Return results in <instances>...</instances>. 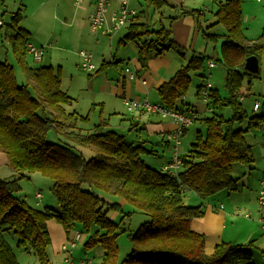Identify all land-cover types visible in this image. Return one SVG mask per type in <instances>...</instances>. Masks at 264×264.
Segmentation results:
<instances>
[{
    "label": "trees",
    "instance_id": "obj_1",
    "mask_svg": "<svg viewBox=\"0 0 264 264\" xmlns=\"http://www.w3.org/2000/svg\"><path fill=\"white\" fill-rule=\"evenodd\" d=\"M147 3L155 10L165 5L164 0ZM182 14L195 18L205 39L216 43L221 40L217 61L226 71L228 96L221 101L217 90L210 88V101L215 108L228 106L232 115L224 118L213 112L197 119L203 123L205 134L202 136L197 131L192 149L182 155L183 168L177 178L148 166L141 156L152 151L108 129L107 120L100 119L92 131L82 130L79 123L88 122V116L66 111L65 106L72 98L61 89L59 69L51 65H28L29 32L19 26L22 14L19 11L13 14L7 23L10 30L0 37L9 43L25 82L18 84L14 67L0 62V152L17 176L0 178V264H20L14 248L4 237L6 231L17 235V248L29 250L39 264H48L47 248L51 243L48 221L52 218L62 225L67 237L80 224L88 234L83 245L85 250L96 246L103 250L99 264H252L251 252L240 244L221 242L212 253L206 254L204 235L191 229L192 218L203 214L202 204L186 205L181 193L187 189L201 200H207L222 189L236 190L239 185L233 176L234 164L254 162L246 134L251 129L263 128L264 112L247 116L240 100V85L244 76L259 75V71L250 73L244 66L249 56H255L260 62L264 27L254 40L244 35L242 0H224L219 4L212 25H222L224 35L205 32L200 25L204 12L183 8ZM126 29L120 43L136 45L141 68L148 66L150 56H160L169 49L184 56L170 27L161 25L154 29L146 19H138ZM206 59L193 54L162 83L157 89L160 104L180 110L178 102H182L190 85V72H204ZM111 63L103 61L98 71ZM203 86V82L197 86L198 96ZM244 120L246 128L236 127ZM52 128L64 137L63 143L46 140ZM76 145L93 149L94 156L88 158L81 151H75ZM34 172L53 181L51 191L58 210L35 208L16 195L18 180ZM84 185L118 197L148 216L136 231L128 232L131 251L123 259L118 258L116 239L126 230H121L108 213L122 212L126 216L130 213H125L115 199L107 200Z\"/></svg>",
    "mask_w": 264,
    "mask_h": 264
},
{
    "label": "rangeland",
    "instance_id": "obj_2",
    "mask_svg": "<svg viewBox=\"0 0 264 264\" xmlns=\"http://www.w3.org/2000/svg\"><path fill=\"white\" fill-rule=\"evenodd\" d=\"M66 1L69 3V7H72L71 0H25L24 4L18 5L16 8L11 6L0 4V9L5 12L3 16H0V20L5 21L3 26H0V34L10 30L7 26L9 19L13 14L19 10L23 16V22L20 26L22 28L33 27L36 28L38 23V16L42 15V24L38 29L34 30V43L36 45L50 41L47 44H51V47L44 49V56L40 65H53L56 69H59L61 74V89L67 92L72 102L65 106L67 112L76 111L82 116H88V122H80L79 125L82 130L92 131V128L97 124L100 119L111 120L112 124L124 123L130 124L133 120V114L139 111L130 113L127 107L122 102L121 97L115 95L106 96V98L100 95V90L105 88L111 81L117 82L120 77L121 68L125 65V61H117V64H109L110 67H106L102 71H98L103 61H110L118 49L116 44L117 41L123 36L125 29H121L113 36H97L96 42L95 35L91 33L90 29H84L78 35L72 34V30L69 24L65 23V19L57 14L56 5L65 4ZM169 3L161 7L160 10H155L153 7L148 6L146 3L144 6L145 13L150 24L154 27H161L160 22H163V26L169 27V17L174 16V7H178L180 2L178 0H167ZM224 0H185L184 5H191L196 10L205 12V19L203 20V26L206 33H214L224 35L226 33L225 28L218 24H214L215 12L217 6L223 3ZM174 6V7H172ZM208 6V8H206ZM74 8V7H72ZM12 9L13 12H12ZM83 7H77L76 10H83ZM182 8H179V10ZM242 28L244 35L249 39H256L262 28L264 27V0L262 2H256V0H242ZM70 22V19L67 20ZM167 23V24H166ZM212 23V24H211ZM211 24V26H210ZM210 26L209 28H206ZM206 28V29H205ZM199 46L203 44L201 56H204L207 62L210 60L214 61L216 67L211 69V77L209 83H211L214 89L217 90L221 101L228 96V90L225 85L226 71L218 59V51L215 50L216 42L205 39L201 34L198 36ZM134 44V43H133ZM124 46L120 47V54ZM80 51L91 52L94 57L95 70L92 72H85L81 67L82 58L80 57ZM135 57L134 52H130L126 49L125 58L133 59ZM105 59V60H104ZM26 61L28 65H35L31 56L26 55ZM0 62H7L14 67V74L18 84L25 82L24 75L11 52V48L7 40L1 39L0 37ZM130 64V63H128ZM112 65V66H111ZM207 67V66H206ZM205 67L203 77H200L198 72H190L191 82L183 96L190 110L194 111L201 117H207L212 115L211 112L207 111V106L213 108L211 98L208 99L207 103L202 99V96H198L197 85L204 81V78L208 77V70ZM240 93L243 97L241 100L242 108L247 116H252L264 112V51L261 53L259 62V75L258 77L244 76L240 85ZM128 99V98H127ZM99 101L106 102V109L103 111L100 105H96L94 110H91L94 103ZM255 101L260 102V109L254 111L253 104ZM156 103V102H152ZM160 103V102H159ZM184 107L183 101L178 102V107ZM114 110L121 111V114H117ZM197 111V112H196ZM118 112V113H119ZM215 113L223 115L224 118H229L232 115V111L228 106H218L215 109ZM157 118H161L156 115H152ZM163 118V117H162ZM147 123L146 119L142 118L140 124L132 125V130L124 131L120 128L115 130L117 133L124 135L125 139L135 145L142 144L145 149L152 151L151 153L145 152L142 154L143 161L150 167L155 169H161L162 162L167 159L169 154L172 152V146L166 147L165 143L162 142L158 134L150 133L149 129L142 128V124ZM238 128H246V120L242 123L236 124ZM109 129V128H108ZM112 130V129H110ZM201 131L202 136L205 134V127L203 123L198 120L191 125L184 137L182 138L181 144L179 145V153L186 155L192 149V143L195 142L197 131ZM114 131V130H113ZM248 143L252 146V152L254 156V162L249 165L234 164L233 176L238 179V188L236 190L222 189L214 196L207 200L213 205L214 209L218 210L217 213L223 214L225 211H229L232 215L225 217V227L231 230V233L242 232V241L239 244L243 249L252 253V261L254 264H264V246L260 248V244L263 243L261 224L259 218L264 221V208L258 205L259 191L262 189L260 181L264 179V129L262 127L251 129L246 134ZM46 140L52 143H63L64 137L56 133L52 128L48 131ZM75 151H81L84 156L91 158L95 152L91 148L75 146ZM153 152H156L155 154ZM17 176L13 168L8 164L6 156L2 153L0 157V178L2 179H15ZM19 190L16 195L21 199H24L31 206L45 210L53 209L58 210V203L51 191L53 181L47 177H44L39 172L28 173L26 177L18 180ZM84 188L90 189L95 193H99L103 197H106L102 192L97 191L94 188H90L87 185ZM41 194V198L38 200L35 198L36 194ZM182 199L186 205H192V199L198 200L194 192H182ZM190 195L193 197L190 198ZM114 201L121 202L122 210L130 214L128 216L123 215L122 212H109L108 215L115 222L119 223L120 229L126 231L120 234L116 243L118 246V258L123 259L131 251V243L127 236L128 232H134L138 227L149 218L148 216L136 210L132 205L124 202L120 198H114ZM113 201V200H112ZM196 205V204H195ZM123 212V213H124ZM246 213H250V218L245 217ZM52 220L53 224L59 228L62 233L63 239L60 236L54 234L51 243L47 248V254L49 263L48 264H63L62 260L65 257V252L61 250V245L68 241V237L72 236L76 232H80L82 239L76 243V247L73 249L71 258L75 261V264H81L83 259H91L92 264H99L101 261V247L96 246L92 249L85 250L84 241L87 239L88 234L84 232L80 224H76L71 232L65 233L62 225ZM232 225V226H231ZM231 226V227H230ZM52 229V228H51ZM63 230V231H62ZM5 239L10 243L16 255H21L23 258V264H39L34 255L29 251H20L16 247L15 242L18 237L13 231H6L4 233ZM71 238V237H70ZM93 249H96L94 253ZM93 251V253H92ZM67 255V254H66ZM69 256V255H68ZM58 261H61L58 263Z\"/></svg>",
    "mask_w": 264,
    "mask_h": 264
},
{
    "label": "crops",
    "instance_id": "obj_3",
    "mask_svg": "<svg viewBox=\"0 0 264 264\" xmlns=\"http://www.w3.org/2000/svg\"><path fill=\"white\" fill-rule=\"evenodd\" d=\"M94 1L95 0H85L79 6V7L85 8L83 10H76L77 6L74 5L72 0H71V5L74 8L69 7V3L67 1L65 4L62 3L61 5H59V4L56 5L57 14H59L60 16H62L65 19V21H64L65 23L69 24V27L72 28V30L70 31L72 34L78 35L80 32H83L84 29L89 28L88 15L91 12ZM164 1H165L166 5L169 3L167 0H164ZM178 1L180 2V5L177 8L172 6V7H174L175 13H174V16L169 17L170 18L169 19L170 20L169 21L170 22L169 27L171 28L172 37H173L174 41H176V43L184 51V56H179L175 49H169L168 51H166L164 54H162L160 56H154V55L150 56V58L148 60V66L146 68H141L140 64L137 61V57H136V53H137L136 45L133 44L132 42H128L127 44L120 43L121 38L126 33V30H127L126 28L128 25L127 24L125 27L121 28L122 30L125 29V32H124L123 36L117 41L116 46L118 49L116 50V53L114 55H112V53H111V56H113L112 59L110 61H105V62H112L111 64L116 65L117 61L122 60V58H124L123 61H125V65L123 66V68H121L119 80L117 82H114V83H113V81H111V83H108L105 88L100 90V95L102 97L106 98V96L115 95L117 97L122 98L123 104H125L124 100L127 98H128L127 100H140V101L147 99L150 103H152V102L159 103L160 100H159V96L157 93L158 87L162 83L168 81L170 79V77H172L173 74L177 71V69H179L182 65L186 64L189 61V59L192 57L193 54H196V55L201 54L200 50H202L203 44H200V46H199L200 40H199L198 36L201 33H200V30L196 26V20L193 16L182 14L183 8L194 9V7L191 6L192 4L190 6L184 5L185 0H178ZM214 1H217V0H214ZM147 2H148V0H130L129 6L136 13V14H134V17L132 18L131 22H134L138 19L139 20L146 19L150 23V19H148L147 14L145 13V10H144V8H145L144 5ZM212 2H213V0H212ZM256 2H258V1H256ZM260 2H262V0ZM24 3H25V0H0V4L7 5V8H8V5L11 6L12 8H16L18 5H21ZM117 8H118L117 1L111 0V3L108 7V10L106 11V16L108 18H110L112 12L116 11ZM179 8H182V9L179 10ZM206 8H208V6ZM217 8H218V6H217ZM13 10L14 9H12V12H13ZM17 11H19V10H17ZM4 12L5 11L3 9H0V16H3ZM204 14H205V12H204ZM205 16H207V15H204L203 19L200 22V25L202 26V28H204L203 20L205 19ZM10 19H9V21H10ZM42 19H43V16L39 15L36 28L26 27V29L25 28H23V29H25L26 31L29 32L28 43H31L36 47L42 48L43 49V56H44V49L46 47H51L50 43L47 44L50 41H44L38 45H36L33 41V39H35V37L33 35L34 30L38 29L40 27V25L42 24V22H41ZM68 19H70V22L67 21ZM23 20L24 19L22 17L20 22H19V26H20L21 22H23ZM215 20H216V17H215L214 21ZM3 23L5 24L4 19H3ZM107 24H109L108 21H107ZM160 25H163V22H160ZM151 26L154 29L159 28V26H157V27H154L153 25H151ZM20 27L22 28V26H20ZM121 29L116 31L114 34H116L117 32H120ZM94 35H95V39L97 42V40H98L97 36L98 35L100 36V34H94ZM113 35H111V36H113ZM101 36H104V35H101ZM220 43H221V40H219L216 43L215 50H217V51L219 50ZM122 46H124V48L121 51V57H120L119 55L117 56V54H120L119 51H120V47H122ZM126 49H128L130 52H134L135 57H132L133 59L125 58ZM27 55H29V54H27ZM42 59H43V57H42ZM210 61L214 62L212 60H210ZM33 62L35 65H33V66L29 65V66H31V67L40 66V62L37 63L34 60H33ZM128 63H130V64H128ZM51 66H53V65H51ZM126 66H128L129 68H131L133 71L136 72L137 77L134 80H128L126 78L125 73H124V68ZM206 66H207L206 68L208 70L207 71L208 77L204 78V81H201V83L203 82L204 85L209 84L210 85L209 88L212 89L214 86L211 83H209L208 80L212 75L211 69L215 68L216 64L213 67H209L208 63H207ZM108 67H110V66H108ZM198 75L201 77V76H204L205 73L201 72ZM201 83H199L198 85H200ZM196 94H197V92H196ZM182 101H183L184 105H187V106L179 107L180 110H183V109L190 110L189 109L190 106H188L189 104H187V101H185V98L182 99ZM208 103H207V105H208ZM96 105H100L102 108V111H103V107L105 110L106 106H107L106 102L99 101V103L93 104V107L91 110H94L96 108ZM208 108H210V107L207 106V108H206L207 111L211 112V113H213L216 109L213 106V108H210L211 111H209ZM114 112L117 114H121V111L119 112L117 110H114ZM152 115H156V116L161 117L160 115H157V114L145 115V114H141L140 112H137L136 114H133V120L130 122V124H127L126 122L112 124L111 120L108 119L109 124H108L107 128L112 129L114 131L118 130L117 128H120L121 130L123 129L124 131H122V132L130 131V130H132V125L140 124L142 122V118H143V119L147 120V123H145V124L143 123L142 128L149 129L150 133H152L153 135L158 134L159 138L161 137L160 140L165 143L166 147H168L171 144L168 143V141L166 140V138L163 137V135L166 134L167 132L171 131L174 128V124L170 118H162V117L157 118V117H154ZM197 116H198V118H201V116H199L198 114H197ZM196 121H198V120H196ZM189 127L184 131L182 138L184 137V135H186ZM121 134H123V133H121ZM182 138H181V141H182ZM180 144H181V142H180ZM153 153L155 154L156 152H153ZM1 155H2V152H0V157H1ZM170 157H171V154H169L167 159L162 162V165L164 163H166ZM263 175H264V172H263ZM182 192H188V190L183 189ZM195 196L198 200L193 198L192 199V205H190V206H197L199 204H202L203 214L199 217L192 218L191 229L196 233L204 235V237H205L204 252L206 254L212 253L215 245H217L221 242H229V243L239 244V242H241L243 240L241 237L242 232L238 231V232H235L232 234L231 230L225 227V217L232 215V214L229 211H225L223 214L217 213L216 211H218V210L214 209L213 205L208 200H201L196 194H195ZM106 197H107V200H114V197H111L108 195ZM191 197H193V196L190 195V198ZM35 198H36V196H35ZM119 203H121V202H119ZM48 229H49V232L51 235V240L53 239L54 234L60 236V239H63L62 233H64V232L59 231V228L57 226H55V224H53L52 220L48 221ZM52 230L54 231V234L52 233ZM262 237H263V235H262ZM263 241H264V237H263ZM263 246H264V242L260 244V248H262ZM19 250L24 251L23 249H19ZM93 251H94V253H96V249H93ZM93 251H92V253H93ZM101 251L102 252L100 254L101 255L100 257H102V254H103V250H101ZM21 255H16V257H17V260L19 261V263L23 264V263H21L23 260V258H20ZM21 257H23V256H21ZM59 262H61V261H58V263ZM91 264H92V262H91ZM252 264H254L253 261H252Z\"/></svg>",
    "mask_w": 264,
    "mask_h": 264
},
{
    "label": "built area",
    "instance_id": "obj_4",
    "mask_svg": "<svg viewBox=\"0 0 264 264\" xmlns=\"http://www.w3.org/2000/svg\"><path fill=\"white\" fill-rule=\"evenodd\" d=\"M85 0H72L75 6L79 7ZM118 3V8L116 11L112 12L110 18L106 16V11L111 3V0H95L92 6L91 12L88 15V25L89 29L93 34H100L104 36H111L116 31L125 27L132 21L134 17L135 11L132 10L129 6L130 0H116ZM260 2L261 0H256ZM107 21L109 24H107ZM4 23L0 20V26H3ZM27 54H29L35 62H40L43 57V49L40 47H36L31 43H27L26 45ZM80 57L82 58L81 67L85 72H92L95 70L96 66L94 64V57L91 52L80 51ZM209 67L215 66L214 62H208ZM125 76L128 80H134L137 77L135 71L126 66L124 68ZM210 85H204L200 90V96L202 99L208 103V99H210ZM243 97L240 96V100ZM127 110L130 113L134 111H139L141 114L151 115L157 114L163 118H170L174 124V128L163 135L164 138L168 141V143L172 146V153L169 160L161 166V170L172 176L178 177L180 172L182 171L183 161L182 155L179 153V145L181 142V138L184 134V131L191 126L198 118L197 114L188 109L177 110L172 108H167L161 105L160 103H150L147 99L140 100H124ZM260 108V102L255 101L253 104L254 111H258ZM211 111L210 108H208ZM264 129V126H263ZM262 189L259 191L258 196V205L264 208V179L260 181ZM36 198L39 200L41 198V194L37 193ZM40 201V200H39ZM247 218H250L251 214L246 213L244 215ZM259 222L261 224L262 235L264 237V221L259 218ZM82 239L81 233L76 232L73 236L68 239V241L61 245V250L65 252V257L62 260L63 264H75L73 258H71L70 254H72L73 249L76 247V243ZM69 255V256H68ZM91 259H83L81 264H91Z\"/></svg>",
    "mask_w": 264,
    "mask_h": 264
},
{
    "label": "water",
    "instance_id": "obj_5",
    "mask_svg": "<svg viewBox=\"0 0 264 264\" xmlns=\"http://www.w3.org/2000/svg\"><path fill=\"white\" fill-rule=\"evenodd\" d=\"M245 70H247L250 73H256L259 71V62L258 59L255 56H249L246 59Z\"/></svg>",
    "mask_w": 264,
    "mask_h": 264
}]
</instances>
